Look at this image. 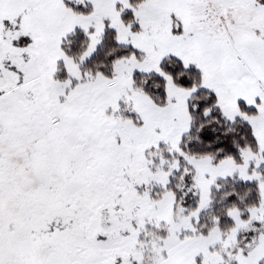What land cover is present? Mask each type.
I'll return each mask as SVG.
<instances>
[{
	"label": "snow or ice",
	"instance_id": "snow-or-ice-1",
	"mask_svg": "<svg viewBox=\"0 0 264 264\" xmlns=\"http://www.w3.org/2000/svg\"><path fill=\"white\" fill-rule=\"evenodd\" d=\"M0 264H264V0H0Z\"/></svg>",
	"mask_w": 264,
	"mask_h": 264
}]
</instances>
